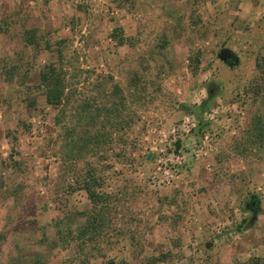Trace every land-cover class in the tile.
Returning <instances> with one entry per match:
<instances>
[{"label": "rangeland", "instance_id": "374dc122", "mask_svg": "<svg viewBox=\"0 0 264 264\" xmlns=\"http://www.w3.org/2000/svg\"><path fill=\"white\" fill-rule=\"evenodd\" d=\"M239 5L0 0V264H264V177L253 170L264 165V32ZM50 63L64 73L57 106L40 80ZM79 128L88 147L64 160ZM159 166L174 168L170 183ZM88 167L103 183L97 208L69 188ZM253 197L244 233L213 234L237 211L251 219Z\"/></svg>", "mask_w": 264, "mask_h": 264}, {"label": "trees", "instance_id": "16d2710c", "mask_svg": "<svg viewBox=\"0 0 264 264\" xmlns=\"http://www.w3.org/2000/svg\"><path fill=\"white\" fill-rule=\"evenodd\" d=\"M116 36L119 37V44H123L124 38L121 36V34L117 33ZM25 41L29 45H35L37 43L35 36L30 33V30L27 31L25 35ZM256 65L258 68L262 66L259 62H257ZM40 80L43 88L45 89L47 102L55 106L60 105L65 97V82L63 69L61 67H58L54 63L47 64L44 66L40 73ZM56 121L59 122L60 119L57 118ZM76 132L77 133L75 139L68 140V143L66 145L67 148L64 151V160L80 158L78 155L85 148L88 147L89 139L87 137V131H85L83 128H79ZM254 132L255 128L253 126H251L249 130H247V133L250 136L254 135ZM70 179L73 180L74 183H72L71 181V183H69V188L73 190L75 188V184H77L78 189H82L86 192L89 200L93 204V207L97 208L103 203L105 194L100 190V187L103 183L101 181V177L97 174L95 169L88 167L84 174L80 175L79 173H77V175L75 176L70 175ZM86 221L87 222L85 226L87 227L86 229L89 230L94 225L90 218L87 217ZM247 222L248 220L244 219L243 224L245 225L247 224ZM245 226L247 227V225ZM240 228L241 226H239V229ZM254 264L259 263L255 262Z\"/></svg>", "mask_w": 264, "mask_h": 264}, {"label": "built area", "instance_id": "2783aa9c", "mask_svg": "<svg viewBox=\"0 0 264 264\" xmlns=\"http://www.w3.org/2000/svg\"><path fill=\"white\" fill-rule=\"evenodd\" d=\"M217 110L215 111H212V113L209 114V116L212 118L214 117V114H216ZM194 121L193 119L190 117V116H186L182 123H181V130L186 132V133H189L192 128L194 127ZM177 129H173V132H176ZM208 138L209 136L206 134L205 135V140L203 142V144L199 147H196V148H192L191 149V152L193 153V155L198 158V159H204L206 158L207 156V150H206V145H208L209 141H208ZM184 158H185V155L184 154H180L177 156V160H178V163H182L184 161ZM159 169H163L162 170V178H161V181L164 182V183H170L174 178H175V170L174 168H167V167H162V166H159ZM264 190V184H262L261 186H258L257 187V190ZM238 212V220L235 221L234 223L231 221V222H227L230 227H226V224L227 223H220L218 224L214 230L212 231L214 235H217V234H222L224 233L225 231L229 230L230 228H233L232 231H230L228 234L230 235L231 232L232 234L235 233V234H240V233H244L246 230H247V227L243 224V221H244V218L242 217V212L241 211H237ZM239 226H241V228L239 229Z\"/></svg>", "mask_w": 264, "mask_h": 264}, {"label": "crops", "instance_id": "0c3cea01", "mask_svg": "<svg viewBox=\"0 0 264 264\" xmlns=\"http://www.w3.org/2000/svg\"><path fill=\"white\" fill-rule=\"evenodd\" d=\"M238 13L240 14L241 18L249 20L251 24L254 25V30L255 32H264V29L261 27L258 28L256 25V21L259 19L264 20V0H240V5H239V10ZM257 166V164H255ZM259 168L253 169L256 171V174L258 172V169L261 171V178L264 177V165L257 166ZM258 209V206H257ZM257 209H246L245 213H248L249 211L252 212L251 219L248 220L247 222V227L251 224H253L256 214H257Z\"/></svg>", "mask_w": 264, "mask_h": 264}, {"label": "water", "instance_id": "95a60500", "mask_svg": "<svg viewBox=\"0 0 264 264\" xmlns=\"http://www.w3.org/2000/svg\"><path fill=\"white\" fill-rule=\"evenodd\" d=\"M219 58L224 61L225 63H228L229 65H233L237 62V56L234 54V52L229 49V48H223L219 52ZM257 203L258 200L253 197L251 204H250V209H257Z\"/></svg>", "mask_w": 264, "mask_h": 264}]
</instances>
